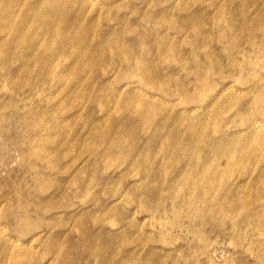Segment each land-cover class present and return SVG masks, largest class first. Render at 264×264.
I'll return each instance as SVG.
<instances>
[{"label":"rangeland","instance_id":"374dc122","mask_svg":"<svg viewBox=\"0 0 264 264\" xmlns=\"http://www.w3.org/2000/svg\"><path fill=\"white\" fill-rule=\"evenodd\" d=\"M263 13L0 0V264H264Z\"/></svg>","mask_w":264,"mask_h":264},{"label":"bare ground","instance_id":"6f19581e","mask_svg":"<svg viewBox=\"0 0 264 264\" xmlns=\"http://www.w3.org/2000/svg\"><path fill=\"white\" fill-rule=\"evenodd\" d=\"M246 9H247V8H246ZM243 10H244V9H243ZM243 10H242V11H243ZM263 14H264V13H263ZM247 15H248V14H247ZM243 17H244V16H243ZM247 17H248V16H247ZM218 19H219V18H218ZM261 19H262V18H261ZM243 21H244V20H243ZM263 21H264V20H263ZM237 22H238V21H237ZM260 22H261V21H260ZM260 22H259V23H260ZM229 23H231V22H229ZM250 23H251V22H250ZM261 24H263V23H261ZM231 25H232V24H231ZM259 25H260V24H259ZM259 25H258V26H259ZM227 26H228V25H227ZM227 26H226V27H227ZM229 26H230V25H229ZM232 26L234 27V25H232ZM235 26H236V25H235ZM260 26H261V25H260ZM242 27H243V26H242ZM229 28H230V27H229ZM239 28H240V27H239ZM232 29H233V28H232ZM239 30H241V28H240ZM256 30H257V29H256ZM256 30H255V31H256ZM225 31H226V30H225ZM248 31H250V29H248ZM227 33H228V32H227ZM254 34H255V33H254ZM231 35H232V34H231ZM231 35H230V36H231ZM249 35H251V34H249ZM236 36H237V34H236ZM238 36L240 37V35H238ZM241 36H242V35H241ZM236 38H237V37H236ZM254 38H255V37H254ZM257 39H258V38H257ZM243 40H244V39H242V42H243ZM245 40H246V39H245ZM259 40H260V39H259ZM247 41H248V40H247ZM239 42H240V41H239ZM249 42H250V41H249ZM240 43H241V42H240ZM240 43H239V44H240ZM247 44H248V42H247ZM139 171H140V170H139ZM194 203H195V202H194ZM238 221H240V220H238ZM254 248H255V247H254Z\"/></svg>","mask_w":264,"mask_h":264}]
</instances>
